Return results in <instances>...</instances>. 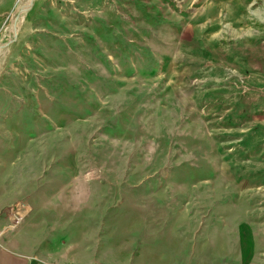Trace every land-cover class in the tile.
Returning <instances> with one entry per match:
<instances>
[{
	"label": "rangeland",
	"instance_id": "1",
	"mask_svg": "<svg viewBox=\"0 0 264 264\" xmlns=\"http://www.w3.org/2000/svg\"><path fill=\"white\" fill-rule=\"evenodd\" d=\"M10 131L13 181L74 199L92 241L261 218L264 0H0Z\"/></svg>",
	"mask_w": 264,
	"mask_h": 264
},
{
	"label": "crops",
	"instance_id": "2",
	"mask_svg": "<svg viewBox=\"0 0 264 264\" xmlns=\"http://www.w3.org/2000/svg\"><path fill=\"white\" fill-rule=\"evenodd\" d=\"M20 161L18 136L10 131L0 138V264H264V216L218 226L212 222L216 227L210 233L187 239L154 237L145 224V238L136 232L129 251L92 241L82 224L87 212L78 215L67 205L74 199L41 196L37 182L13 181L14 175L20 178ZM12 195L25 207L16 227L8 218Z\"/></svg>",
	"mask_w": 264,
	"mask_h": 264
},
{
	"label": "built area",
	"instance_id": "3",
	"mask_svg": "<svg viewBox=\"0 0 264 264\" xmlns=\"http://www.w3.org/2000/svg\"><path fill=\"white\" fill-rule=\"evenodd\" d=\"M11 205L9 207L8 218L10 220V225L16 227L22 223L24 220V205L18 200L17 195H12Z\"/></svg>",
	"mask_w": 264,
	"mask_h": 264
}]
</instances>
